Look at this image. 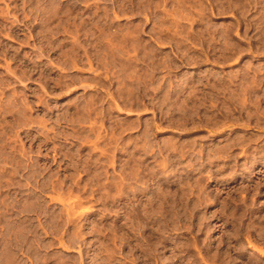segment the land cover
<instances>
[{"label":"rangeland","instance_id":"rangeland-1","mask_svg":"<svg viewBox=\"0 0 264 264\" xmlns=\"http://www.w3.org/2000/svg\"><path fill=\"white\" fill-rule=\"evenodd\" d=\"M0 264H264V0H0Z\"/></svg>","mask_w":264,"mask_h":264}]
</instances>
